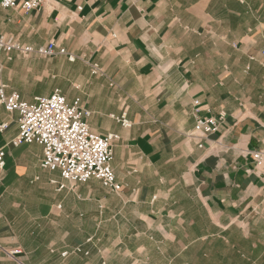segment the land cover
Wrapping results in <instances>:
<instances>
[{"label":"crops","instance_id":"0c3cea01","mask_svg":"<svg viewBox=\"0 0 264 264\" xmlns=\"http://www.w3.org/2000/svg\"><path fill=\"white\" fill-rule=\"evenodd\" d=\"M0 34L56 43L50 58L0 51V87L30 104L57 89L81 99L92 132L120 137L112 167L124 187H73L43 168L42 145H11L19 114L1 106L0 264H264V164L251 154L264 150V0L0 5ZM222 111L200 148L196 117ZM124 113L131 128L112 118Z\"/></svg>","mask_w":264,"mask_h":264},{"label":"built area","instance_id":"2783aa9c","mask_svg":"<svg viewBox=\"0 0 264 264\" xmlns=\"http://www.w3.org/2000/svg\"><path fill=\"white\" fill-rule=\"evenodd\" d=\"M48 0H0L3 8L21 9L26 12L39 9ZM0 51L11 53L17 51L23 56L37 54L42 57H52L57 54V45L50 42L46 46L34 48L24 46L14 41L6 40L0 34ZM65 54V50L59 51ZM264 61V47L261 50ZM74 61V57H70ZM94 73L100 69L94 65ZM196 106L200 101L195 100ZM9 113H18L19 134L12 141V145L38 143L44 149L42 167L51 171L59 170L62 178L75 187L77 184L97 179L113 191L120 192L122 185L117 181L116 173L112 167L113 141L118 138L114 134L101 136L91 131L89 119L92 117L90 110L84 109L80 101L68 103L67 98L57 89L49 97H38L35 103L23 101L17 92L6 93L5 86L0 87V107ZM199 109L196 110L198 113ZM115 118V116H112ZM227 117L222 111L218 117H196L194 132L190 135L199 139L198 146L204 147V141L219 131V126ZM125 128L132 127L126 114L117 118ZM8 128V123L0 126L3 132ZM7 152L0 150V172L6 164ZM252 157L258 165L264 164V150L255 151ZM62 184L60 189L65 188ZM76 251L83 252L81 247ZM19 252V251H17ZM86 255L89 252H85ZM68 251L62 253L67 257Z\"/></svg>","mask_w":264,"mask_h":264},{"label":"rangeland","instance_id":"374dc122","mask_svg":"<svg viewBox=\"0 0 264 264\" xmlns=\"http://www.w3.org/2000/svg\"><path fill=\"white\" fill-rule=\"evenodd\" d=\"M51 42H54V41H51ZM55 43V42H54ZM20 44V43H19ZM56 44V43H55ZM25 46V45H24ZM263 49V48H262ZM5 52V51H4ZM42 57V56H41ZM70 57H74V56H72V55H69V60H70ZM44 58H50V57H44ZM74 60H75V57H74ZM71 61V60H70ZM264 63V62H263ZM94 65L92 66V74H94V75H100V74H102L101 72H102V70H101V68L99 67V71L95 74L94 73ZM77 100H79L80 101V104H81V99H77ZM77 100H75V101H77ZM81 106H82V104H81ZM85 109V108H84ZM127 109V108H126ZM88 110V109H87ZM7 111V110H6ZM8 112V111H7ZM92 112V111H91ZM124 114H126V113H124ZM123 114V115H124ZM92 115H93V112H92ZM112 116H115V115H112ZM120 117H122V115L120 116ZM126 117H127V115H126ZM113 118V117H112ZM117 118H118V116H115V120L118 122V120H117ZM128 119V118H127ZM129 120V119H128ZM130 121V120H129ZM131 122V121H130ZM120 123V122H119ZM132 123V122H131ZM121 124V123H120ZM122 125V124H121ZM131 128V127H130ZM1 131V130H0ZM2 132V131H1ZM112 134H114V133H112ZM108 135H110V134H108ZM108 135H106V136H108ZM114 135H116V136H118V138H116L114 141H113V147H114V145L119 141V139H120V137H119V135H117V134H114ZM188 136V135H187ZM14 140V139H13ZM12 140V141H13ZM12 141H11V145H12ZM14 146V145H13ZM2 149H4L5 151H6V148H2ZM1 150V149H0ZM7 152V151H6ZM255 152V151H254ZM253 153V152H252ZM251 153V154H252ZM113 158H114V154H113ZM44 159V158H43ZM254 159V158H253ZM6 165V164H5ZM42 165V164H41ZM5 168V167H4ZM4 170V169H3ZM2 172V171H1ZM0 172V173H1ZM117 177V176H116ZM103 184V183H102ZM62 185V184H61ZM60 185V186H61ZM122 185V184H121ZM105 187V186H104ZM106 188V187H105ZM123 185H122V190H123ZM109 190V189H108ZM121 190V191H122ZM111 191V190H110ZM120 191V192H121ZM111 192H113V191H111ZM120 192H115V193H120ZM60 207V206H59ZM89 241H92V239H90ZM79 247H81V246H77V247H75L74 249H66L65 251H68L69 252V255L71 254V253H81V252H78V251H76V249L77 248H79ZM82 248V247H81ZM17 251H19V252H17ZM22 253V251L20 250V249H16L15 251H13L12 253H11V255L12 256H14V255H19V254H21ZM63 253V252H62ZM68 255V256H69Z\"/></svg>","mask_w":264,"mask_h":264}]
</instances>
